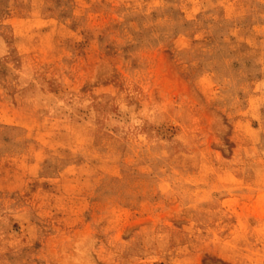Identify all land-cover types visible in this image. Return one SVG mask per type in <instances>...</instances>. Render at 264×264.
<instances>
[{"label":"rangeland","instance_id":"1","mask_svg":"<svg viewBox=\"0 0 264 264\" xmlns=\"http://www.w3.org/2000/svg\"><path fill=\"white\" fill-rule=\"evenodd\" d=\"M0 264H264V0H0Z\"/></svg>","mask_w":264,"mask_h":264}]
</instances>
